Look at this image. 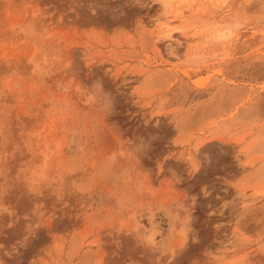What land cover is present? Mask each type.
<instances>
[{
  "label": "rangeland",
  "instance_id": "374dc122",
  "mask_svg": "<svg viewBox=\"0 0 264 264\" xmlns=\"http://www.w3.org/2000/svg\"><path fill=\"white\" fill-rule=\"evenodd\" d=\"M160 2L0 0V264H264V0Z\"/></svg>",
  "mask_w": 264,
  "mask_h": 264
},
{
  "label": "bare ground",
  "instance_id": "6f19581e",
  "mask_svg": "<svg viewBox=\"0 0 264 264\" xmlns=\"http://www.w3.org/2000/svg\"><path fill=\"white\" fill-rule=\"evenodd\" d=\"M161 1H162V2H160V3L162 4V5H161V8H162V9H164L165 6H168V5H166V4H167V2H168L169 0H168V1H167V0H161ZM174 2H175V0H174ZM171 4H172V3H171ZM158 23H159V21L156 20L154 24H158ZM162 23H163V22H162ZM161 26L164 27V28H166V29H167V28L169 29L170 24L165 22V23H163V25L161 24ZM168 26H169V27H168ZM159 27H160V26H159ZM161 29H162V28H161ZM161 29H160V30H161ZM203 33H204V32H203ZM203 33H202V34H203ZM204 34H205V33H204ZM166 37H171V34H170V33H167Z\"/></svg>",
  "mask_w": 264,
  "mask_h": 264
}]
</instances>
